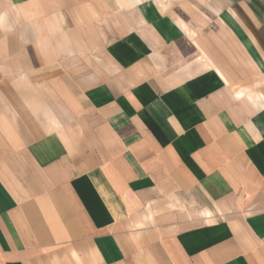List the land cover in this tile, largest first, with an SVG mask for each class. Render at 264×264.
Returning a JSON list of instances; mask_svg holds the SVG:
<instances>
[{"label":"crops","instance_id":"0c3cea01","mask_svg":"<svg viewBox=\"0 0 264 264\" xmlns=\"http://www.w3.org/2000/svg\"><path fill=\"white\" fill-rule=\"evenodd\" d=\"M0 264H264V0H0Z\"/></svg>","mask_w":264,"mask_h":264}]
</instances>
